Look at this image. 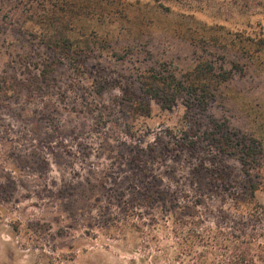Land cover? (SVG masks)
<instances>
[{
    "label": "rangeland",
    "instance_id": "obj_1",
    "mask_svg": "<svg viewBox=\"0 0 264 264\" xmlns=\"http://www.w3.org/2000/svg\"><path fill=\"white\" fill-rule=\"evenodd\" d=\"M205 60L232 72L206 111L131 110L139 71L181 77ZM0 78V264H158L160 195L242 230L263 260L264 191L261 208L231 205L210 172L240 190L238 155L182 138L221 124L264 149V0H0ZM147 195L144 226L122 228Z\"/></svg>",
    "mask_w": 264,
    "mask_h": 264
},
{
    "label": "trees",
    "instance_id": "obj_2",
    "mask_svg": "<svg viewBox=\"0 0 264 264\" xmlns=\"http://www.w3.org/2000/svg\"><path fill=\"white\" fill-rule=\"evenodd\" d=\"M231 74V71L217 69L209 60L201 61L192 72L181 77L176 76L168 67L150 68L136 74L135 83L138 85L139 95L128 94L127 101L131 110L139 115L149 114V103L152 101L159 102L161 107L170 110L181 100L186 108L194 107L206 111L215 99L216 90L231 79ZM4 83L0 78V92L5 90ZM192 134L188 142L187 137L182 138L185 148L200 145V149L204 150L209 144L219 156L225 157L228 153L238 155L241 170L246 176L240 190L235 186L232 172H225L221 168H213L210 172L214 183L218 182L224 188L225 199L233 206L242 202L256 209L261 208L255 200V192L260 187L264 191V177L258 173L264 167V149L261 143L256 139L240 140L237 133L229 132L227 126L221 124H216L211 131ZM249 170H257V173L250 175ZM160 196L163 206L160 218L163 224L157 226L158 218L153 220L150 228L155 234L165 232L163 240L169 242L161 246L162 239H154L155 252L164 254L163 260L156 256L155 263L159 264V260L160 264L264 263V257L261 260V256H256L251 239L242 230H232L220 224L208 225L199 215L186 214V203L182 204L187 202L185 197L173 198L168 205L165 196ZM153 201V196L147 195L141 198L140 203L135 202L131 209L123 210L121 221L125 223L121 227H127L129 223L134 229L144 226V221L140 218L142 208L149 210ZM255 217L264 219L263 214L258 211Z\"/></svg>",
    "mask_w": 264,
    "mask_h": 264
}]
</instances>
